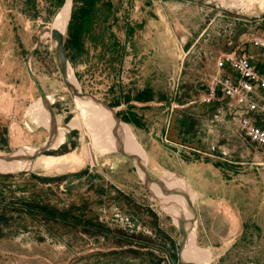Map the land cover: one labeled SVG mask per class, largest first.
I'll return each mask as SVG.
<instances>
[{
	"label": "rangeland",
	"instance_id": "obj_1",
	"mask_svg": "<svg viewBox=\"0 0 264 264\" xmlns=\"http://www.w3.org/2000/svg\"><path fill=\"white\" fill-rule=\"evenodd\" d=\"M63 3L0 0V153L50 139L30 115L41 100L27 69L37 47L32 68L65 131V146L48 156L81 162L63 173L0 174V264H178L179 230L133 162L100 155L84 123L70 127L80 113L51 36ZM71 17L67 54L81 89L129 123L152 178L170 171L191 181L210 264H264V155L215 120L226 101L201 102L218 57L260 54L245 41L264 35V0H74ZM34 195L42 202L32 208ZM47 202L57 213L41 212ZM68 211L83 220L65 221Z\"/></svg>",
	"mask_w": 264,
	"mask_h": 264
},
{
	"label": "bare ground",
	"instance_id": "obj_2",
	"mask_svg": "<svg viewBox=\"0 0 264 264\" xmlns=\"http://www.w3.org/2000/svg\"><path fill=\"white\" fill-rule=\"evenodd\" d=\"M72 7H73L72 0H67L65 6L56 15L52 25V29H58L62 32L66 31L69 23ZM71 73H72V78H71L72 81L80 87L75 72L73 71ZM76 101L78 104L80 118L73 119L70 123V127L72 129H75L82 126V124L84 123V125L87 127V130H89V132L93 137L94 140L93 147L98 152L101 153L100 155L118 152V148H119L118 145L119 143L117 138L118 130L115 128L117 122L113 116V113L110 112L109 110H106L103 106L89 99H77ZM54 102H55L54 96L49 97V103L44 102L41 99L30 110V115L34 120V122L38 126H44L48 128L50 132H53L55 126H58V118H56V120L53 121L49 110L50 104ZM61 128L62 127L57 128L54 137L50 140L52 148L55 149L58 148L64 138L65 131ZM124 128L126 132L125 144L127 151L130 153H135L136 155H139L141 157H144V153L140 148L139 143H137V141L135 140L134 136L131 134L129 129L126 127ZM39 149L41 150V148L33 149L24 146L20 148L18 152L14 154H10L11 156L14 157V160L11 162L4 161L3 157L7 155L0 153V173H18L21 171H36V170L45 171L47 173H53V172L63 173L70 169L71 171H73V168L81 164L79 158L74 154L61 156V157L41 154L36 160L30 161L26 159L29 156L39 153L40 151ZM84 153H85L84 157L89 158V153L87 151ZM137 167L139 174L143 176V170L141 169V166H139L138 164ZM163 176H164L163 179L165 181L164 185L166 189L169 190L189 189L188 184L184 179L175 176L171 172H165ZM152 189L158 195L164 211L172 215L176 223H178V217H181L182 215H185L188 218L193 217V214L191 213L187 201L183 195L176 193H164L160 189V187L155 184L152 185ZM193 199H196L195 192L193 193ZM183 258L185 259V261L193 264H210L211 254L207 249L201 248L198 245L196 229L191 230V233L189 235V240L183 252Z\"/></svg>",
	"mask_w": 264,
	"mask_h": 264
},
{
	"label": "built area",
	"instance_id": "obj_3",
	"mask_svg": "<svg viewBox=\"0 0 264 264\" xmlns=\"http://www.w3.org/2000/svg\"><path fill=\"white\" fill-rule=\"evenodd\" d=\"M245 43L254 45L260 54L234 51L218 57L216 74L201 95V102L226 101L215 120L230 123L241 140L264 155V35L248 38ZM258 165L264 167V161Z\"/></svg>",
	"mask_w": 264,
	"mask_h": 264
},
{
	"label": "water",
	"instance_id": "obj_4",
	"mask_svg": "<svg viewBox=\"0 0 264 264\" xmlns=\"http://www.w3.org/2000/svg\"><path fill=\"white\" fill-rule=\"evenodd\" d=\"M67 0H64V3L61 7V9L65 6ZM74 2V0H72V3ZM73 8V7H72ZM60 9V10H61ZM72 16V9H71V15L70 18ZM69 19V23H70ZM69 23L67 26V29L65 32H62L58 29H52L51 30V36L52 39L54 41V49H55V53H56V58H57V62L60 68V71L62 73V76L65 80V83L70 91V95L73 98L74 102L77 104V99H89L92 100L93 102L103 106L106 110H109L110 112L113 113V116L117 122V127L115 126V128L118 130V153H120L121 155H123L124 157L130 159L136 170L138 169L137 165L139 164V166H141V169L143 170V176H141L139 174L140 179L142 180L143 184L145 185V187L147 188L151 198L156 202V204L160 207V209L167 215L169 216L172 221L174 222L175 226L177 227V229L179 230L180 233V241H179V248H178V258H179V262L178 264H193V263H189L187 261H185V259L183 258V252L186 248L187 242L189 240V235L191 233V230L196 229L197 228V222H198V211L196 208V199H193V193L196 191L193 189V185L191 184V182L183 175L178 174V173H174L171 172L172 174H174L175 176L184 179L187 184L189 189L188 190H169L166 189L165 187V181H164V173L158 177L157 179L152 178L149 169H148V154L145 151V149L143 148V146L140 144V142L138 141L135 133L133 132L131 126L129 125V123L127 121H125L118 113V111L113 108L112 106L108 105L107 103L103 102L102 100H100L98 97L92 95V94H88V93H84L83 90L72 81V73L74 71L73 66L71 64V60L67 54L66 48H65V44H66V34L68 31V27H69ZM37 50V47H35L33 49V51L31 52L30 56L28 57L27 60V69H28V74L30 76V78L32 79V81L35 83L38 92L41 96V99L44 102L49 103V97L47 96V94L45 93L39 79L36 77L33 68H32V64H31V59L33 57V55L35 54ZM58 98H60V96H58ZM54 103L50 104L49 106V110L52 116L53 121L56 120L57 115L53 109V105ZM170 106V103L168 105V107ZM128 128L129 131L131 132V134L134 136L135 140L137 141V143H139L140 148L142 149L143 153H144V157H141L139 155H136L135 153H130L127 151L126 149V144H125V140H126V132H125V128ZM58 126H55L53 132L50 133V139L49 141L44 145V147L41 148V150L39 151V153L34 154L32 156L27 157V160H36L39 155H48L49 153H51L53 150H56L60 147H62L65 143H63L62 145H60L58 148H52L51 147V139L54 137L55 135V131L57 130ZM3 160L6 162H11L14 160V157L11 155H7L3 157ZM138 163H136V162ZM264 168V167H263ZM26 171H21L18 173H0L3 175H14V174H19V173H23ZM170 172V171H169ZM158 185L160 187V189L164 192V193H176V194H180L183 195L184 198L187 201L188 207L191 211V213L193 214L192 218H188L185 215H182L181 217H178V223H176L174 221V218L172 215L166 213L160 203L159 197L158 195L154 192V190L152 189V185ZM211 262V259H210Z\"/></svg>",
	"mask_w": 264,
	"mask_h": 264
},
{
	"label": "trees",
	"instance_id": "obj_5",
	"mask_svg": "<svg viewBox=\"0 0 264 264\" xmlns=\"http://www.w3.org/2000/svg\"><path fill=\"white\" fill-rule=\"evenodd\" d=\"M71 19H72V17H71ZM71 21V20H70ZM70 24V23H69ZM70 29V27H68V30ZM67 43V42H66ZM65 48H66V51H67V44H65ZM71 60V59H70ZM120 115V114H119ZM125 120V119H124ZM126 121V120H125ZM65 146V145H64ZM64 146H62V147H64ZM5 177H13L12 175H5ZM42 201L40 200V196L39 195H34L33 196V199L28 203L29 204V206L30 207H37V206H39V204L41 203ZM41 212L43 213V214H45V215H51V214H53L54 212H56L57 213V211H55V209H53V207L51 206V204L50 203H45V206L43 207V208H41ZM62 216H65L63 219L65 220V221H67V220H69V221H74V220H78V219H82L83 220V215H73V214H71V212L70 211H68V212H65V213H63L62 214ZM68 217H70V218H68ZM93 226H95V228H101L102 226L99 224V223H97L96 225H93ZM99 226V227H98Z\"/></svg>",
	"mask_w": 264,
	"mask_h": 264
},
{
	"label": "crops",
	"instance_id": "obj_6",
	"mask_svg": "<svg viewBox=\"0 0 264 264\" xmlns=\"http://www.w3.org/2000/svg\"><path fill=\"white\" fill-rule=\"evenodd\" d=\"M252 55V54H251ZM257 56V55H256ZM256 62L257 63H260L261 62V60L260 59H256ZM262 126H264V123H262ZM182 175V174H181ZM189 180V179H188ZM190 181V180H189ZM191 182V181H190ZM198 211V210H197ZM199 215V214H198ZM199 219V218H198Z\"/></svg>",
	"mask_w": 264,
	"mask_h": 264
}]
</instances>
